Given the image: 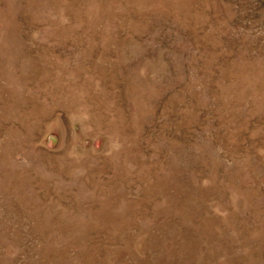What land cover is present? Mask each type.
<instances>
[{"label":"rangeland","instance_id":"rangeland-1","mask_svg":"<svg viewBox=\"0 0 264 264\" xmlns=\"http://www.w3.org/2000/svg\"><path fill=\"white\" fill-rule=\"evenodd\" d=\"M0 264H264V0H0Z\"/></svg>","mask_w":264,"mask_h":264},{"label":"bare ground","instance_id":"bare-ground-1","mask_svg":"<svg viewBox=\"0 0 264 264\" xmlns=\"http://www.w3.org/2000/svg\"><path fill=\"white\" fill-rule=\"evenodd\" d=\"M23 62V61H22ZM46 67V66H45ZM82 81V80H81ZM62 84V83H61ZM81 85V84H80ZM87 92V91H86ZM96 99V98H95ZM15 100V99H14ZM5 116V115H4ZM109 132V131H108ZM131 159V158H130ZM145 170V169H144ZM148 174V173H147ZM117 179V178H116ZM97 181V180H96ZM104 188V187H103ZM98 193V192H97ZM102 195V194H101ZM103 208V207H102ZM101 211V210H100ZM95 218V217H94Z\"/></svg>","mask_w":264,"mask_h":264}]
</instances>
